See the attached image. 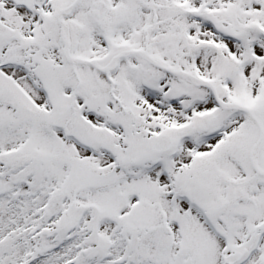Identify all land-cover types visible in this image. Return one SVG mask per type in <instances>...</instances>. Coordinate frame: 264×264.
Returning a JSON list of instances; mask_svg holds the SVG:
<instances>
[{"label":"snow or ice","instance_id":"6c2138e0","mask_svg":"<svg viewBox=\"0 0 264 264\" xmlns=\"http://www.w3.org/2000/svg\"><path fill=\"white\" fill-rule=\"evenodd\" d=\"M0 264H264V0H0Z\"/></svg>","mask_w":264,"mask_h":264}]
</instances>
